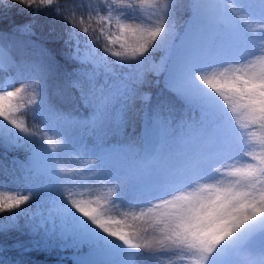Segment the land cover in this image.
Instances as JSON below:
<instances>
[{
	"label": "snow or ice",
	"instance_id": "snow-or-ice-1",
	"mask_svg": "<svg viewBox=\"0 0 264 264\" xmlns=\"http://www.w3.org/2000/svg\"><path fill=\"white\" fill-rule=\"evenodd\" d=\"M17 2L35 11L54 4ZM55 10L71 25L72 71L46 53L14 59L0 44V144L27 153L0 182V213H11L0 232L24 217L33 233L87 247L78 264H139L144 250L182 264H264V0H80L70 14ZM149 74L171 96L145 106L139 137L108 144L148 99ZM60 78L86 116L52 102ZM97 188L103 195L91 196ZM34 198L46 213L22 207ZM113 206L130 210L112 215Z\"/></svg>",
	"mask_w": 264,
	"mask_h": 264
},
{
	"label": "rangeland",
	"instance_id": "rangeland-1",
	"mask_svg": "<svg viewBox=\"0 0 264 264\" xmlns=\"http://www.w3.org/2000/svg\"><path fill=\"white\" fill-rule=\"evenodd\" d=\"M80 0H54V4L51 7L42 6L39 11H35L36 5H33L32 8H28L23 4L17 2V0H0V27L3 29H10L11 31L18 34V43L21 44L20 53L17 57V60L20 59H34L38 58L41 53H46L48 56L49 49H58L59 51L69 55V47L65 43L68 39V30L71 28V25L65 19V15L57 14L55 8L58 3L62 9L66 10V14H70L73 7L78 4ZM77 29L79 32V18L80 11L77 10ZM85 23L87 24V15L85 13ZM186 19L184 15L178 13V24ZM27 26V27H26ZM92 26L96 28V34L99 35V26L96 24V21H92ZM91 31V29H90ZM81 38H84L85 34L80 32ZM105 41L101 37L99 41V46L102 47ZM159 52L154 53L153 59L158 61L160 56ZM114 59V58H113ZM159 80L156 77H153L149 74V81L142 89L143 93L149 97L150 90L152 89L155 82ZM23 81H16V86H19ZM52 102L58 107L56 99H54L50 93ZM146 100H138L136 115L133 120H131L128 126L122 133L109 131L106 136V141L111 145H119L126 143L128 139L132 137H139L142 132V108L146 103ZM59 108V107H58ZM26 122L31 125L32 119L29 113L24 114ZM9 127H11L9 125ZM80 134L85 138H88V130L80 129ZM22 149L16 148H6L3 144H0V182L4 180V172L7 170L9 174L16 169V152L21 151ZM10 151V152H9ZM80 162L76 160H71L69 162V167H77ZM9 187L12 190L23 191L24 194H27L29 189L23 185H13L10 184ZM104 189L97 188L90 195L91 196H102ZM141 206H147L146 202L143 205H138L135 211H140ZM26 208V211L29 215H37L41 213H46L47 205L43 202L42 199H32L27 205L22 206ZM130 210L125 206L119 207H110V214L119 216L121 212ZM15 211V210H13ZM11 215L9 212L0 213V223H5L7 217ZM20 227L12 229L6 232H0V264H6L3 255L11 254L13 255L12 264H78V262L85 256L88 255V248L84 247L81 249H76L74 247L70 252L62 251L61 255L57 252L62 246L56 239L44 237L43 234L39 239H32L29 244H20L17 243L15 237L18 233L30 234L32 231L25 226V218L21 217L18 221ZM136 226L141 228H147L148 223L145 221H136L134 222ZM153 233L151 229L147 235L151 236ZM61 249V250H62ZM59 256H58V255ZM33 255L39 259H34L28 257ZM169 260H173L174 264H182V262L175 260V256L169 252H160L153 254L147 250L141 252L139 257V264H168Z\"/></svg>",
	"mask_w": 264,
	"mask_h": 264
},
{
	"label": "trees",
	"instance_id": "trees-1",
	"mask_svg": "<svg viewBox=\"0 0 264 264\" xmlns=\"http://www.w3.org/2000/svg\"><path fill=\"white\" fill-rule=\"evenodd\" d=\"M47 7V6H45ZM186 16H184L185 18ZM18 34L11 31L10 29H3L0 27V44H4L7 46V52L8 55L13 57L14 59H17L19 53L21 44L18 43ZM160 54H163L162 52H159ZM49 57L53 58L56 62V64L59 66V69L62 72H69L72 71L75 67V64L73 61L68 59V54L63 53L59 51L58 49H49ZM50 93L54 99H56V102L58 103V107L65 112L71 113L73 116L77 117H84L87 115V111L85 108H83L78 100V93L72 89L63 78H60L58 80H54L52 86L50 87ZM171 94L164 88V84L162 79L157 80V82L154 83L152 89L150 90V95L148 97V100L143 105L142 112V128L144 130L145 122L147 120V113L148 109L145 107L146 105H155L157 102L166 99L170 97ZM167 115V113H165ZM176 120H179V113L174 114ZM10 152V151H9ZM27 158V153L25 150H21L19 152H16V170H19V165L24 163ZM43 233H33L30 234L26 233H18L15 237V241L20 244H29L32 239H39ZM67 250L71 249L70 247L66 248ZM32 258V256H30ZM38 257V256H37ZM3 259L6 264H12L13 262V255L8 254L3 255ZM38 259V258H35Z\"/></svg>",
	"mask_w": 264,
	"mask_h": 264
}]
</instances>
